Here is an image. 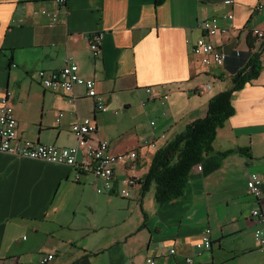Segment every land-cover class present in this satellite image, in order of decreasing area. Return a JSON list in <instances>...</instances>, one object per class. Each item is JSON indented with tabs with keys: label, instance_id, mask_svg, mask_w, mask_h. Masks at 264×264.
<instances>
[{
	"label": "crops",
	"instance_id": "0c3cea01",
	"mask_svg": "<svg viewBox=\"0 0 264 264\" xmlns=\"http://www.w3.org/2000/svg\"><path fill=\"white\" fill-rule=\"evenodd\" d=\"M226 1L0 0V98L11 91L18 136L70 147L77 144L71 125L91 117L114 153L138 150L136 168L118 165L115 173L140 182L132 198L121 195V183L98 193L102 181L91 172L0 153L1 264H41L49 253L47 264H144L149 256L157 264H186L189 256L199 264H264L254 238L264 222L252 216L257 207L264 213V69L233 93L234 114L181 196L158 204L153 184L142 189L153 154L203 118L211 97L261 52L253 31L264 30V0ZM43 8L58 11L59 21L52 25ZM204 13L231 25L214 39L227 53L222 67L205 66L192 51ZM95 33H103L97 56L89 46ZM67 57L97 82L106 111H96L83 86L69 94L42 86L37 73L63 69ZM151 137L155 148L141 145ZM240 148L247 151L228 154ZM255 171L260 200L247 190ZM206 228L212 249L199 258L195 244Z\"/></svg>",
	"mask_w": 264,
	"mask_h": 264
},
{
	"label": "built area",
	"instance_id": "2783aa9c",
	"mask_svg": "<svg viewBox=\"0 0 264 264\" xmlns=\"http://www.w3.org/2000/svg\"><path fill=\"white\" fill-rule=\"evenodd\" d=\"M58 5L65 4V0H55ZM233 0H227V4H232ZM259 8L261 5H258ZM40 14L48 15L51 24L59 21V12H49L47 8L40 9ZM233 13L226 17L233 18ZM199 25L202 36L196 41L192 47L194 55L200 58V62L205 66L217 65L222 67L227 60V53L220 45L215 42V37L223 36L229 32L231 25H221L219 19L215 16H208L205 13L201 16ZM260 40L264 38V30L257 29L253 31ZM101 42H103V33H95L91 36L90 49L95 56L101 53ZM42 86L46 91L53 93L69 94L76 86H83L86 94L93 98L96 111H106L107 104L104 97L97 91V82L93 78H88L80 74L78 64L67 57L63 69L47 72L41 70L37 73ZM210 88V85H201L200 90ZM149 94H153L154 87L146 90ZM11 91L7 90L0 98V153L11 154L16 157L28 158L31 160H44L49 163H59L74 167L78 172H91L102 183L96 187L98 193H113L117 184H120L119 192L125 198H132L135 186L140 184L136 175H125L118 177L115 168L121 165L128 171L136 168L138 162V150L133 149L127 152L114 153L110 144L106 140L98 137L97 126L91 117L75 121L71 125L72 132L76 135L77 144L64 147L57 144H44L21 138L18 136V122L14 105L12 104ZM164 103L169 98V94L165 92L162 96ZM117 112V111H116ZM155 121L151 122L154 125ZM165 137L164 134L161 136ZM142 146L156 147V141L153 137L145 139ZM202 169L201 164L195 166ZM247 190L255 199L260 200L263 197V178L258 172H251L247 181ZM252 216L260 223L264 222V213L257 207L252 210ZM254 238L264 250V225L258 226L255 231ZM212 229L206 228L200 234V238L196 242L195 253L200 258L205 252L212 249ZM175 249H170L169 254L174 255ZM54 259V254L49 253L41 257L40 263L47 264ZM0 260V264H1ZM19 264V263H18ZM144 264H157L155 258L149 256ZM186 264H199L193 256L186 258Z\"/></svg>",
	"mask_w": 264,
	"mask_h": 264
},
{
	"label": "trees",
	"instance_id": "16d2710c",
	"mask_svg": "<svg viewBox=\"0 0 264 264\" xmlns=\"http://www.w3.org/2000/svg\"><path fill=\"white\" fill-rule=\"evenodd\" d=\"M162 1L156 0L158 4ZM260 48L261 52L252 57L248 66L232 77L231 88L211 97L203 118L189 123L174 139L153 154L143 178L142 189L146 191L153 184L158 204L181 196L188 185L191 171L202 162L204 156L213 151L218 130L234 114L233 93L259 78L264 69V38L261 39ZM246 151L240 148L228 154Z\"/></svg>",
	"mask_w": 264,
	"mask_h": 264
}]
</instances>
